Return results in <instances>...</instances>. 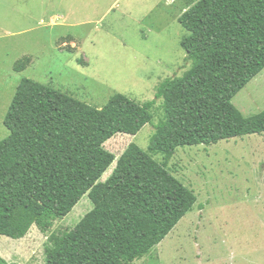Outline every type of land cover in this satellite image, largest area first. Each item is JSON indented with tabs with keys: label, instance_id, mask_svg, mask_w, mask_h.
Wrapping results in <instances>:
<instances>
[{
	"label": "trees",
	"instance_id": "1",
	"mask_svg": "<svg viewBox=\"0 0 264 264\" xmlns=\"http://www.w3.org/2000/svg\"><path fill=\"white\" fill-rule=\"evenodd\" d=\"M179 18L191 68L163 80L155 100L115 94L92 107L51 86L23 79L4 119L0 141V235L21 240L36 226L48 232L86 195L93 209L66 232L53 233L46 264H134L150 255L197 203L154 155L168 162L180 147L264 134V111L245 117L234 98L264 71V0H199ZM32 58L14 65L25 71ZM164 119L148 151L131 144L116 161L105 144L136 136ZM1 252V251H0ZM0 264L8 262L0 256Z\"/></svg>",
	"mask_w": 264,
	"mask_h": 264
},
{
	"label": "rangeland",
	"instance_id": "2",
	"mask_svg": "<svg viewBox=\"0 0 264 264\" xmlns=\"http://www.w3.org/2000/svg\"><path fill=\"white\" fill-rule=\"evenodd\" d=\"M199 0H0V141L5 116L25 78L96 108L123 94L155 100L166 78L191 68L179 18ZM32 58L23 72L14 65ZM245 117L264 111V71L233 100ZM153 121L136 136L118 134L105 148L117 160L133 143L148 151L164 119L156 100ZM197 203L150 255L134 264H264V134L177 149L168 162L153 156ZM93 209L88 195L46 233L34 226L14 240L0 235V256L19 264H46L53 233L72 230Z\"/></svg>",
	"mask_w": 264,
	"mask_h": 264
}]
</instances>
